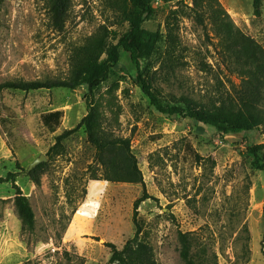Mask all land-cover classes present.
<instances>
[{"label": "rangeland", "instance_id": "1", "mask_svg": "<svg viewBox=\"0 0 264 264\" xmlns=\"http://www.w3.org/2000/svg\"><path fill=\"white\" fill-rule=\"evenodd\" d=\"M219 1L264 48V0ZM152 4L156 14L143 28L164 37L166 19L177 5ZM138 14L131 5L126 11L112 8L109 0H72L65 29L58 32L44 1L0 0V85L65 78L74 47L103 25L110 26L118 44ZM179 24L182 47L174 72L167 75L161 68L164 40L150 58L139 60V67L121 48L118 64L98 87L100 94L117 88L121 117L115 129L131 140L143 185L93 179L95 148L85 128L78 127L91 101L87 87L0 91V178L15 175L35 215L34 228L24 226L12 181L0 183V264H108L106 243L121 250L133 238L134 204L144 194L151 198L138 210L141 234L127 255L130 264H183L179 232L191 233L196 253L216 257L218 264H264V169L254 166L250 151L264 144V128L224 136L188 117L158 112L143 91L140 77L161 92L165 107L185 111L173 97L208 102L238 89L240 80L218 66L220 47L211 26L192 17ZM208 65L211 69L203 70ZM55 111L63 117L51 132L43 116ZM75 128L58 153L50 154L56 136ZM260 155L264 164V151ZM41 156L45 173L36 185L28 170Z\"/></svg>", "mask_w": 264, "mask_h": 264}, {"label": "trees", "instance_id": "2", "mask_svg": "<svg viewBox=\"0 0 264 264\" xmlns=\"http://www.w3.org/2000/svg\"><path fill=\"white\" fill-rule=\"evenodd\" d=\"M47 6L51 27L62 32L65 29L72 0H42ZM112 8L126 11L128 5L139 11L132 22V30L118 44L112 38L110 26H100L85 42L74 47L69 55V73L65 78L48 80H11L0 85L1 90L32 92L39 90L69 89L78 87L88 88L91 99L87 114L78 127H84L89 143L95 148V174L94 180H104L113 183L144 184L143 173L139 167L138 159L131 147V140L116 132L121 117V107L116 96L117 88H111L104 94L98 92L100 84L109 79L111 69L118 64L120 49L123 48L131 56L135 65L139 67L141 58H150L158 49L161 41L166 42V50L161 68L166 74L175 71L179 66V50L182 47L179 38L182 18L192 17L196 23L206 26L208 23L214 37L218 40L219 64L240 80L238 89L233 94L219 93L208 102H202L191 96L173 97L176 104L184 105L185 111L179 106L165 107L161 100V92L154 88L149 80L140 77L143 91L150 98L155 109L170 117L184 116L197 123L214 127L221 135H241L252 133L264 128V48L254 38L246 35L234 22L231 15L219 0H169L177 5L166 19V34L163 37L159 32H150L143 28L146 21L151 20L156 10L152 0H109ZM257 1V0H256ZM180 6L189 10L183 12ZM211 66H204L207 71ZM63 113L49 112L43 116L44 125L56 132L61 125ZM77 128L67 130L56 136V144L51 148L50 154L58 153L63 142L72 136ZM254 157V166L264 169L261 164L260 153L264 151V144L251 148ZM46 164H41L28 172L30 179L41 184ZM11 180L16 191L15 207L23 225L33 229L35 215L29 199L15 184V175L0 178V183ZM151 197L144 194L134 204L133 222L135 234L128 240L123 249L116 245L106 243L111 250L108 264H130L127 258L130 250L139 241L141 227L138 223V210L140 205ZM179 254L183 264H218L216 257L209 258L207 254L200 256L196 253L197 242L191 233L179 232ZM205 253V252H203ZM207 253V252H206ZM157 264V263H149Z\"/></svg>", "mask_w": 264, "mask_h": 264}, {"label": "water", "instance_id": "3", "mask_svg": "<svg viewBox=\"0 0 264 264\" xmlns=\"http://www.w3.org/2000/svg\"><path fill=\"white\" fill-rule=\"evenodd\" d=\"M43 162H46V157L41 156L39 159H37L29 168L28 172H30L31 170H33L34 168H36L37 166H39L40 164H42Z\"/></svg>", "mask_w": 264, "mask_h": 264}]
</instances>
